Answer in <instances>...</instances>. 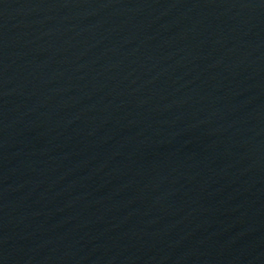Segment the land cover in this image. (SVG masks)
<instances>
[{
	"label": "water",
	"instance_id": "95a60500",
	"mask_svg": "<svg viewBox=\"0 0 264 264\" xmlns=\"http://www.w3.org/2000/svg\"><path fill=\"white\" fill-rule=\"evenodd\" d=\"M0 264H264V0H0Z\"/></svg>",
	"mask_w": 264,
	"mask_h": 264
}]
</instances>
